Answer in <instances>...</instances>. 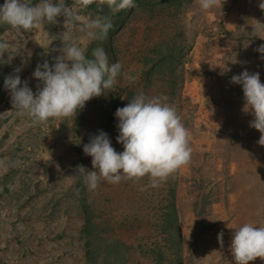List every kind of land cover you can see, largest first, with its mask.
<instances>
[{
    "label": "rangeland",
    "instance_id": "1",
    "mask_svg": "<svg viewBox=\"0 0 264 264\" xmlns=\"http://www.w3.org/2000/svg\"><path fill=\"white\" fill-rule=\"evenodd\" d=\"M147 1L111 17L120 22L107 43L90 41L79 23L65 25L63 16L30 32L1 27L0 41L9 51L3 56L8 62L0 63V161L8 165L0 168V264H89L88 253L98 252L107 241L102 238L124 242L126 247L117 245L129 264H176L180 252L184 264H235V227L264 225V145L244 110L242 85L231 81L247 69L259 72L264 83V54L257 51L264 44L261 0H221L209 11L199 0ZM65 3L82 21L103 17L74 0ZM63 31L87 55L112 48L109 62L121 63V75L112 91L87 101L75 117L32 124L13 109L4 79L20 68L21 80L35 93L41 82L32 74L45 60L54 63ZM140 92L166 97L176 107L191 133L189 164L156 188L142 190L150 183L145 176L101 182L96 190L84 182L82 189L76 166L92 170L83 145L102 130L123 151L115 112ZM173 188L181 243L167 241L163 221ZM79 189L94 209L91 234L84 230Z\"/></svg>",
    "mask_w": 264,
    "mask_h": 264
},
{
    "label": "clouds",
    "instance_id": "2",
    "mask_svg": "<svg viewBox=\"0 0 264 264\" xmlns=\"http://www.w3.org/2000/svg\"><path fill=\"white\" fill-rule=\"evenodd\" d=\"M93 3L107 4L112 14L136 6V0H74V4L82 9ZM199 4L203 10L209 11L220 6L221 0H199ZM259 7L264 10V0ZM61 16L65 18V25L79 23L80 31L90 41L106 39L113 28L111 16L82 21L77 9L69 7L65 0H39L38 4L29 0H4L0 5V22L17 31L30 32L45 24H55L57 17ZM60 36L62 47L58 50L60 54L53 58L54 63L45 60L32 74L41 82L35 93L27 81L21 80L20 68L4 79L13 109L30 117L32 124L75 117L87 101L112 91L121 75V63H110L103 47L93 49L90 58L71 33L63 31ZM8 51V43L0 41V63L8 62L3 59ZM257 51L264 54V44ZM231 81L242 85L244 110L254 117L250 126L261 133L258 143L264 145V83H261L259 72L250 73L245 69L234 75ZM166 101V97H149L140 92L124 107L116 109L117 142L123 145L122 152L115 150L106 132L100 130L99 134L90 136L83 151L92 157V170L83 165H77L75 169L89 190H96L101 182L118 184L122 180L139 181L145 176L150 178V183L142 190L156 188L189 164L191 133L176 107ZM7 166L6 162L0 161V168L6 169ZM230 251L235 264H249L256 258L264 260V225L244 223L235 227Z\"/></svg>",
    "mask_w": 264,
    "mask_h": 264
},
{
    "label": "trees",
    "instance_id": "3",
    "mask_svg": "<svg viewBox=\"0 0 264 264\" xmlns=\"http://www.w3.org/2000/svg\"><path fill=\"white\" fill-rule=\"evenodd\" d=\"M145 3H148L147 0H136V4L138 5H145ZM88 8L96 11L97 13H101L102 16H113L115 14L112 13H108V11L110 12L109 7L107 6H103V5H99L98 3H93L91 5L88 6ZM128 10V9H127ZM127 10H123V11H119L116 14H118L117 16H121L123 13H125ZM120 22L119 17L117 18H113L112 19V23H113V28L110 30L108 37L106 39H104V42L107 43L109 41V36L113 35V30L115 29L117 23ZM2 26H9L8 24L5 23H0V31L2 30ZM106 53L108 54V57L111 58L112 54V48L106 46ZM164 54H162V57L160 58V61L158 62H163L165 60V57L163 56ZM88 56L91 58V54L89 53ZM79 116V115H77ZM115 150L117 152H122L121 150H117V147H115ZM79 176V182L78 185L80 187H82V189H84V181H83V177ZM171 190V193L169 195V197L171 198V204L168 206L167 210L165 212H163L164 216V226L165 228H167V234H168V238L167 241H173V242H177L180 240L181 243V238H182V229H181V223H180V215L178 212V208L176 205V201H175V190L173 189H169V191ZM77 197L79 200V204L82 208V211L84 213V216L86 217V223L84 224V230L86 232H89L90 234L93 233L90 228L92 227V219H91V214H93V210L94 209H90L91 206L85 201H83L84 197L82 196V190L79 189L77 192ZM96 238L101 239L102 236H96ZM91 238H89L88 240V244L90 243ZM102 239H106L107 241L104 243V245L102 246L100 244V246L97 248L98 252L96 250V253H94L95 251H89L88 253V261L89 264H129V261L124 259V253L119 249V245H117V243H121V245L123 244L124 247H126V244L124 242H121L119 240H114V239H109V238H102ZM112 243H109V241ZM95 242V241H94ZM107 243V244H106ZM109 247H111L112 250L109 249ZM151 249H149L148 251L150 252H155V248L154 247H150ZM164 254V250L162 252V255ZM177 257L176 260V264H184L182 257L183 254H181V252ZM154 259V258H153ZM159 259V258H158Z\"/></svg>",
    "mask_w": 264,
    "mask_h": 264
}]
</instances>
